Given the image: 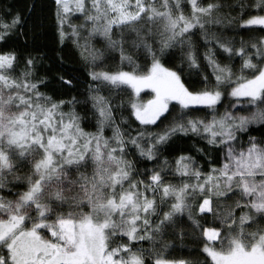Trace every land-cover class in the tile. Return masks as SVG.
I'll list each match as a JSON object with an SVG mask.
<instances>
[{
    "label": "snow or ice",
    "instance_id": "1",
    "mask_svg": "<svg viewBox=\"0 0 264 264\" xmlns=\"http://www.w3.org/2000/svg\"><path fill=\"white\" fill-rule=\"evenodd\" d=\"M51 4L53 45L63 63L72 40L90 116L40 74L31 12L3 10L0 264H264V132L248 135L264 129V0ZM186 238L190 258H165Z\"/></svg>",
    "mask_w": 264,
    "mask_h": 264
},
{
    "label": "trees",
    "instance_id": "2",
    "mask_svg": "<svg viewBox=\"0 0 264 264\" xmlns=\"http://www.w3.org/2000/svg\"><path fill=\"white\" fill-rule=\"evenodd\" d=\"M205 2H207V0H205ZM33 3L36 5L34 9H29L25 7V5H31ZM8 7H11L13 10L19 9L26 12H31V15L27 17L29 28V39L27 47L37 49L45 53L44 62L40 74L47 75L49 78L52 79V84L50 85V88L55 90L58 99H71L72 97H75L77 103L73 107H75L76 111L80 115L89 117L90 113L85 111V107H91V101L87 99L88 80L86 79V70L78 54L68 53V48H72V40L68 39L67 41V48H65L63 63H61L60 58L57 55V53L60 51V47L54 46L51 39V28L49 27V25L50 20L54 19V16L52 15L54 12V5L51 4V0H0V13H2V11L6 10ZM232 34L233 33L231 32L227 33V35ZM241 35L244 34L236 33L237 39H239ZM13 43L16 42L14 40L11 41L9 46ZM3 46L4 45L0 44V47ZM17 46L23 47L24 45L23 43H21ZM97 47H99V45H97ZM73 52H75V49H73ZM113 55L115 56V59H112L110 56L104 61V64L109 70H119L121 63L119 53L117 52ZM172 63L177 62L173 61ZM237 63H239V61H237ZM166 66H171V63L166 64ZM125 70H128L126 63ZM62 74L68 75L70 78L73 79L74 88L72 91H67L66 89L61 88L56 83L55 77H58ZM62 93L64 94L62 95ZM175 103L176 102L174 101L170 102V104ZM227 103L228 100L225 99L224 104H221L220 106L221 110L224 109V106ZM65 111H67V109H65ZM88 123V121H85V129L89 131L94 130L95 118L91 117L90 120V123L91 125H93V127H89ZM124 127L127 128V125H124ZM133 127H135V125H133ZM251 127L255 130L249 132V136L260 137L262 132H264V129H261L259 125H252ZM106 135H111L110 128L106 132ZM247 137L248 136H245L244 138ZM194 139V137L189 135L186 139L176 140L175 146L177 151L175 153H172V155L179 154L180 150L189 151L192 148ZM237 215H239V213H237ZM193 247H195L194 241L189 238H186L183 242L177 240L175 242V247L171 250H165L164 255L165 258L168 259L190 258L189 254Z\"/></svg>",
    "mask_w": 264,
    "mask_h": 264
},
{
    "label": "rangeland",
    "instance_id": "3",
    "mask_svg": "<svg viewBox=\"0 0 264 264\" xmlns=\"http://www.w3.org/2000/svg\"><path fill=\"white\" fill-rule=\"evenodd\" d=\"M150 90L148 89H141V95H140V99L141 100H146L149 98V96L147 95V93H149ZM248 138V137H247ZM247 138H244L245 140H247Z\"/></svg>",
    "mask_w": 264,
    "mask_h": 264
}]
</instances>
